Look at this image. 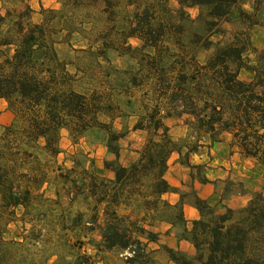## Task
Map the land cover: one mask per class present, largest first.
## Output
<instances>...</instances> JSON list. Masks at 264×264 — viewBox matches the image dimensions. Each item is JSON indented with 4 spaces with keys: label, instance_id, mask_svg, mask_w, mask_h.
Segmentation results:
<instances>
[{
    "label": "trees",
    "instance_id": "trees-1",
    "mask_svg": "<svg viewBox=\"0 0 264 264\" xmlns=\"http://www.w3.org/2000/svg\"><path fill=\"white\" fill-rule=\"evenodd\" d=\"M174 1L175 8L168 5L169 0H133L128 3L134 7L128 36L137 37L142 46L152 49L148 56L149 70L158 77V90L162 92L161 96L167 94L168 102L166 108L154 107L150 111L146 128L153 136L146 141L137 160L127 166L118 162L119 140L123 135L96 121L94 101L67 88L71 75L66 64L57 59L51 28L43 21H31L32 10L28 4L19 10L6 9L0 13V99L15 116L14 124L3 126L0 131V264H46L49 260L50 255L37 260L29 249V245L38 244L43 236L45 228L36 229V223L44 222L46 211L31 209L35 191L19 185V178L26 177L27 173H17L16 167L25 159L36 158L38 150L54 155L59 129L65 128L72 136L83 137L94 127H104L101 129L105 130V135L100 141L114 159H106L103 164L104 168L113 171V178L109 181L113 190H109L111 193L101 192L100 202L115 203L123 187L136 186L142 176H149L151 194L147 204L153 213H156L163 193L177 191L164 178V172L168 155L172 152L181 154L182 147L186 153L195 152L199 143L207 141L213 146L227 133L231 137L230 144L236 146L243 157L252 158L264 167V48L253 46L249 33L243 30L240 37L237 35L238 39L217 46L204 63L186 70L189 61L182 55H175L165 43L171 36L170 31H180L184 24L197 20L202 34L194 35L191 40L208 47L210 41L202 35L218 30L219 21L229 18L242 0ZM191 7L202 8L204 13L200 11L191 18L186 11ZM252 17V13L241 9L237 19L251 20ZM248 52L253 56L252 63L244 56ZM241 69L251 74L249 81L239 78ZM184 113L192 116L185 123L197 134L189 147L177 145L163 121L172 116L181 117ZM39 139L43 140L42 145ZM202 166L190 164L197 169ZM201 172L200 183L209 182ZM36 176L33 177L36 181L34 189L39 186ZM95 184L92 181L90 188ZM233 185L239 188L235 190ZM242 186L240 182L235 184L227 180L214 205L195 196L193 205L198 217L190 221L189 227L182 216V200L172 206L176 213L170 222L183 225L178 239L187 240L193 253L190 255L166 247L171 262L264 264V195L252 191L247 203L238 208L225 204V199L232 193L247 192ZM181 196L183 199L184 194ZM162 204L171 207L166 202ZM17 208L22 210L20 215L15 212ZM30 215L34 216L33 220L23 219ZM78 221L79 216L72 219L71 228L74 229ZM17 222L20 225L17 226ZM11 223L21 233L8 236L14 234L9 228ZM90 225L93 226V222ZM97 229L100 250L115 249L123 253L134 247L133 255L125 257L126 262L133 264L146 262V252L137 236L152 241L156 238L154 233L135 221L126 222L125 217L118 216L114 209ZM72 264L91 262L86 255L78 254Z\"/></svg>",
    "mask_w": 264,
    "mask_h": 264
},
{
    "label": "rangeland",
    "instance_id": "rangeland-1",
    "mask_svg": "<svg viewBox=\"0 0 264 264\" xmlns=\"http://www.w3.org/2000/svg\"><path fill=\"white\" fill-rule=\"evenodd\" d=\"M129 1L133 0H0V13H4L6 9L19 10L24 4H28L32 10L31 21H43L51 28L57 59L66 64V70L71 75L67 88L94 101L96 121L123 135L119 140L118 157V162L122 165L132 159L137 160L146 141L153 136L146 128L150 111L154 107L164 109L168 102L167 94L161 96L162 92L158 90V77L149 70L148 56L152 49L142 46V41L137 37L128 36L134 13V7L128 5ZM168 5L173 8L177 6L174 0H169ZM241 9L252 13V19L238 20ZM186 11L191 18H195L200 11L204 13V9L199 7L186 8ZM243 30L249 33L253 46L264 48V0H242L236 5L229 18L219 21L218 30L214 29L202 35V38L210 41L208 47H202L201 42L195 43L191 40L194 35L202 34L200 22L197 20L184 24L180 31H170L171 36L165 43L175 55H182L189 61L186 68L189 70L192 65L204 63L217 46L231 43L237 35L240 37L239 33ZM244 56L252 63L253 56L250 52ZM239 78L249 81L251 74L241 69ZM6 110L11 119H0V131L3 126L15 122L14 113L7 104ZM188 119H192V116L184 113L181 117L172 116L163 120L168 126V134L177 145L189 147L196 140L197 134L185 123ZM3 121L9 122L4 124ZM138 122L139 127L134 128ZM101 128L104 127H94L83 137L72 136L68 129H59L57 152L54 155L38 150L35 152L36 158L25 159L23 164L16 167L17 173H27L26 177L19 178V185L31 187L35 191L31 209L46 211L44 222L36 223V229L41 226L45 228L42 231L43 236L38 244L29 245L32 256L37 260L50 255L46 264H72L78 254L89 257L91 264H126L120 251H102L98 247L100 237L97 226L114 209L112 205L103 206L105 201L100 202L101 192L111 193L109 190H113L109 182L112 178L106 176L104 170L112 175L113 171L104 168L103 164L112 154L106 152L104 143L100 141L105 135V130ZM39 143L42 145L43 140L39 139ZM197 146L195 152L186 153V149L182 147L181 154L170 153L164 172L168 183L175 180L180 184L179 189L184 194L185 203H192L195 193H204L203 188L198 189L195 186L202 184L198 180L201 170L213 181V191L222 189L227 180L235 184L242 181V189L247 192L229 195L225 204L230 207L244 206L252 191H259L264 195V167L245 163L242 164L245 170L239 169V162L233 159L231 162L235 161L236 165L227 170L219 164L223 159L229 160L231 156L227 152L226 142L216 144L208 152L205 144L199 143ZM98 164L103 166L102 170L98 168ZM190 164L203 166L197 169L190 167ZM36 175L39 186L34 189L36 181L33 177ZM92 181L96 183L94 188H90ZM149 183V176H142L138 185L122 188L119 199L126 200L130 205L126 208L129 212L125 211L127 214L120 215L116 212L118 216L125 217L126 222L137 223L139 219L134 217L140 215H143L140 217L141 221H152L148 216L150 205L147 204L151 194ZM233 188L236 190L239 187L233 185ZM163 202L165 201L160 199L156 211L158 214L154 218L170 222L176 209L172 206L166 207ZM15 212L20 215L22 210L17 208ZM76 216H79V221L75 222L76 227L73 229L70 224ZM23 219L33 220L34 216ZM88 222H93V226L86 224ZM16 225L20 224L17 222ZM9 228L14 234L9 233L8 236H15L20 232L12 223ZM182 230L183 225L176 221L168 234L177 240L176 249L191 255V244L183 238L178 239ZM157 239L156 236L155 240ZM159 240L162 241V237ZM158 245V249L149 250L143 244L146 252L145 264H168L165 250L168 244L158 242Z\"/></svg>",
    "mask_w": 264,
    "mask_h": 264
},
{
    "label": "crops",
    "instance_id": "crops-1",
    "mask_svg": "<svg viewBox=\"0 0 264 264\" xmlns=\"http://www.w3.org/2000/svg\"><path fill=\"white\" fill-rule=\"evenodd\" d=\"M0 119L3 118L4 120L8 117V115L10 114L7 110H6V102L3 100V99H0ZM11 119V115L10 117H8ZM7 120V119H6ZM9 120V119H8ZM4 124L8 123L9 121H3ZM222 142H226L227 144V152L228 154H230L231 156L229 157V160H225L223 159L219 164L220 166H224L225 168H227V170H230L231 168H234V166L236 165V162L238 161L239 162V165H238V168H242L243 170H245V167L242 165V164H245V163H250L251 166H255L257 163L255 162L254 159L252 158H245L243 157L236 146H232L230 144L231 142V137L229 134H223V137H222V141L221 142H218V143H222ZM216 143V144H218ZM205 144V148L208 151H211L213 147H215L216 144H214L213 146H209V143L206 141L204 142ZM104 152H105V149H104ZM206 152V153H207ZM210 153V152H209ZM114 156L112 157V155L110 157H107V159H113ZM236 160V162H231V160ZM133 162V159L131 161H129V163L126 164L129 165L130 163ZM258 165V164H257ZM98 168L100 170L103 169V166L101 164H98ZM104 173L106 174V176H109L110 178H113V175L112 173L110 174V172L108 171H105L104 170ZM207 177V179L209 180V182L205 183V184H198L196 185L195 183V186L196 188H203L204 189V193H195L196 195L195 196H198L200 198H203V199H206L208 201L209 204L211 205H214L217 203L218 199H219V195L222 191V189L220 190H216V191H213L212 189V186H214V183L213 181H211L210 177H208V175L206 174L205 175ZM242 182V181H240ZM211 183V184H210ZM169 184L176 187L177 188V191L176 192H166V193H163L161 196H160V199L164 200L166 203H168L170 206H174V205H178L180 203V200H182V204H181V209H182V216L184 218V220L186 221V225L187 227H189L190 225V221L191 220H194L198 217V212L196 210V208L194 207L193 205V202L192 203H185V198L182 199V192L180 191V184L175 181V180H170L169 181ZM103 206H107V205H112L114 207V210L120 214V215H123V214H127L129 212V210L126 211V208L128 205H130V203H127L126 200H122V199H118V201H116L115 203H108V202H103L102 203ZM243 206V205H241ZM125 211L127 213H125ZM157 213V212H156ZM156 213H153L152 210H149V213H148V216H150L152 218V221H148V220H140V217L143 216V215H140V217H134L136 220H138L137 224L139 226H142L144 229L148 230V231H151V232H154V234H156V236L158 237L157 240H148V238H145L143 236H137L140 241L146 245V248H148L149 250H153V249H158L159 248V245H158V242H165L166 244H168V247L170 248H175L177 246V240L172 237V236H169L168 234V230H170V228L173 226V224L171 222H168L162 218L156 220V218H154L155 214ZM158 214V213H157ZM156 217V216H155ZM86 224H90L89 222L86 223ZM99 234V233H98ZM100 237V235H99ZM159 237H162V241L159 240ZM164 239V240H163ZM167 246V245H166ZM147 249V250H148ZM152 258V257H151ZM150 264L152 262H149ZM147 262V264H149ZM126 264H133V263H128L126 262ZM168 264H174L173 262H171L169 259H168Z\"/></svg>",
    "mask_w": 264,
    "mask_h": 264
},
{
    "label": "built area",
    "instance_id": "built-area-1",
    "mask_svg": "<svg viewBox=\"0 0 264 264\" xmlns=\"http://www.w3.org/2000/svg\"><path fill=\"white\" fill-rule=\"evenodd\" d=\"M133 250H134V247H133L132 249H130V250H126V251L123 252L121 255L124 256V258H125V257H130V256H132L133 253H134Z\"/></svg>",
    "mask_w": 264,
    "mask_h": 264
}]
</instances>
